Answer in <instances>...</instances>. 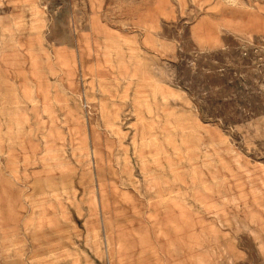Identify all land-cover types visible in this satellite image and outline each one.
<instances>
[{
  "label": "rangeland",
  "instance_id": "obj_1",
  "mask_svg": "<svg viewBox=\"0 0 264 264\" xmlns=\"http://www.w3.org/2000/svg\"><path fill=\"white\" fill-rule=\"evenodd\" d=\"M0 264H264V0H0Z\"/></svg>",
  "mask_w": 264,
  "mask_h": 264
},
{
  "label": "crops",
  "instance_id": "obj_2",
  "mask_svg": "<svg viewBox=\"0 0 264 264\" xmlns=\"http://www.w3.org/2000/svg\"><path fill=\"white\" fill-rule=\"evenodd\" d=\"M95 28L93 26L90 27V33H94ZM96 32V31H95ZM98 35V34H97Z\"/></svg>",
  "mask_w": 264,
  "mask_h": 264
}]
</instances>
